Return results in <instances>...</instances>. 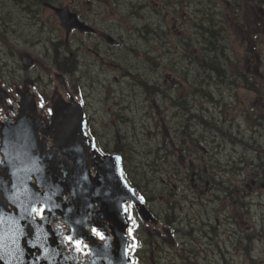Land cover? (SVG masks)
Listing matches in <instances>:
<instances>
[{
    "label": "rangeland",
    "instance_id": "obj_1",
    "mask_svg": "<svg viewBox=\"0 0 264 264\" xmlns=\"http://www.w3.org/2000/svg\"><path fill=\"white\" fill-rule=\"evenodd\" d=\"M52 1L62 5L70 2ZM243 1L258 3L257 0H235L237 3ZM232 2L233 0L74 2L77 13L87 24L90 23L99 33L108 30L107 33L119 43L108 45L97 37H89L88 33L78 31L66 38L59 20L44 12L46 48H23L46 67L54 65L53 49L60 56L57 63L60 70L69 80H75L83 90L87 102L89 133L101 151L112 152L115 148L119 150L124 158L125 174L135 183H149L153 190L165 188L162 179L167 180L172 173L174 177H170L169 181L180 188L182 182L175 180L177 173H189L188 169L192 164L208 173H263L264 139L261 140L262 144H256L258 147L253 143L251 147L247 146L245 140L246 136H260V131L264 133L263 126L259 129L254 127L257 125L254 120L257 121L258 118L249 115L250 111L264 114V97L260 100L250 89H240L235 84L232 68L222 63L219 57L221 53L216 52L219 45H225L229 52L234 50L236 57L244 56L240 38L246 32H240L235 27L236 24L229 26L233 21L227 14L236 11ZM56 28L59 34L55 31ZM218 29L219 32L216 33ZM203 33L207 37L210 35L213 42L211 45L207 44L205 54L201 48ZM250 33L254 31L251 30ZM51 34L55 42H60L58 47L49 41ZM258 50L262 53L257 54L258 57L252 63L250 59H242V65L236 63L232 67L237 70L236 75L247 72L249 69L246 68L249 67V73L254 76L256 83L254 90L264 92V41ZM9 55L4 49L0 51L2 82L9 76L16 78L20 75L18 58ZM65 56L72 58L73 63L68 61L71 66L63 65L62 59ZM198 56L201 59L204 56L202 60L209 67L221 65V78L224 80L218 81L216 72L209 68L200 67L197 70ZM39 67H36V71L45 75L46 72ZM198 76L204 79L206 92L211 89L212 100L203 98L200 94L187 95L193 89V82L188 81L191 78L195 80ZM155 77L167 80L163 83V91L161 94L154 93L145 97L140 79L148 84V81H156ZM176 100L185 102L186 106L175 102ZM243 106L250 111L243 110ZM180 119L184 122L183 130ZM115 130L119 132L118 144L115 142ZM196 143L202 145L206 153H202ZM240 157L246 160V164L239 160ZM189 159H192V163L188 162ZM182 186L187 187V182ZM203 246L205 248L207 244ZM192 256H197L195 261L198 264H215L212 254L197 253Z\"/></svg>",
    "mask_w": 264,
    "mask_h": 264
},
{
    "label": "flooded vegetation",
    "instance_id": "obj_2",
    "mask_svg": "<svg viewBox=\"0 0 264 264\" xmlns=\"http://www.w3.org/2000/svg\"><path fill=\"white\" fill-rule=\"evenodd\" d=\"M91 1L70 0L69 3L62 5L60 2L52 0H0V51L4 49L10 53L9 56L15 55L20 65L18 66L20 75L16 78L9 76L5 82H2L0 78V89L2 88L5 94L6 105L12 106L13 100L10 96L18 100L21 92H34L37 101H34L33 104L37 107H41V102L43 105L47 104L46 97L53 87L52 70L61 71L57 64L60 56L53 49L54 65L46 67L40 63L37 57H32L28 53V50L39 46L46 48L43 14L48 12L59 20L55 8L68 6L71 12H75L78 18L84 21L77 13L73 3L85 2L89 4ZM257 1L258 3L247 1L237 3L233 0L231 4L236 8V11L227 14L233 21L229 26L236 24L235 27L240 32H246L243 38H240L244 56L236 57L234 50L231 49L229 52L228 46L225 45H219L216 52L221 53L219 55L221 62L232 68L235 84L240 86V89H250V92L263 100L264 92L253 88L256 83L253 80L254 76L249 73L250 68L247 67L246 69H249L247 72H240L239 75H236L237 70L232 67L236 63L242 65V59L246 61L250 59V63H252L258 57L257 54L262 53L258 49L264 41V0ZM243 22L245 23L243 24ZM251 30L254 33L251 34ZM55 31L59 34L58 28ZM76 31V29H71L66 34L64 30L65 37L67 38L69 34ZM107 31L103 30L99 33L95 29L88 35L108 43L105 36L108 34ZM78 33L81 32L78 31ZM49 38L53 46L60 45L59 41L53 40L52 34ZM117 43L119 42L115 38L108 45ZM23 47H27L28 50ZM202 53H205V48ZM202 59L200 58V65L203 64ZM62 60L63 65H67L66 67L71 66L68 61L73 63L69 56H65ZM38 65L46 72L45 75L36 71ZM198 67L199 65H197V70ZM66 78L69 86L77 83L75 80H69L67 76ZM155 78L156 81H151L153 84L151 96L154 93L161 94L163 83L167 82L165 78ZM223 80L218 78V81ZM189 82H193V89H190L188 96L200 94L204 97L205 93L208 94L204 79H200L198 76L195 80L191 78ZM78 87L86 112V98H84L83 90L79 84ZM211 97L213 98V94ZM243 107V110L250 111L246 106ZM180 112L182 113V111ZM249 115L258 118L259 122L256 121L257 125L254 127L259 129L263 126L264 132V114L250 111ZM0 118L2 119L1 110ZM116 132L118 130L114 131L115 134ZM260 133V136L257 134L246 136L247 146L251 147L250 145L253 143L258 147L256 144H262L264 133L262 134L261 131ZM189 160L188 162L192 163V159ZM239 160L246 164L245 159L242 160L240 157ZM200 169L199 166L192 164L188 169L189 173H187L188 171L178 172L175 180L182 182L180 188L169 181L170 177H174L172 173L167 180L162 179L165 188L155 190L150 187L149 183L138 184L127 177L136 192L143 196L145 207L154 220L151 223H146L137 216L133 207L129 211L132 219L130 236L134 240L133 245H135L134 248L132 245L130 250L133 264H198L195 261L197 256H192L197 253L200 255L203 253L212 254L215 264H264V171L263 173L241 171L238 173H208L202 172ZM186 182L188 186L183 187L182 185ZM205 244L207 246L204 248Z\"/></svg>",
    "mask_w": 264,
    "mask_h": 264
},
{
    "label": "water",
    "instance_id": "obj_3",
    "mask_svg": "<svg viewBox=\"0 0 264 264\" xmlns=\"http://www.w3.org/2000/svg\"><path fill=\"white\" fill-rule=\"evenodd\" d=\"M55 11L66 34L71 29L94 32V28L80 21L68 6L55 8ZM107 41L111 43L112 37L108 36ZM52 80V91L44 107L34 105L37 97L27 91L28 94L21 92L18 100L10 96L13 105L8 106L0 89V160L5 161L0 164V185H3L0 188V236L10 235L13 219L24 232L19 238V259L10 260L7 254L0 252L4 255L0 264H133L130 250L134 240L129 237L132 221L122 205L132 204L137 216L146 223L154 221L152 215L145 207L144 198L142 202L138 199L143 196L138 195L125 178L120 153L102 152L88 133L79 89L75 85L68 88L60 71L52 70ZM17 131L26 132L30 137L29 153L38 160L41 171L29 173L25 185L14 189L12 173L16 169L9 161L13 160L15 152L9 149L4 137L6 133ZM9 138L16 142L15 135ZM93 142L98 152L92 149ZM116 157H120L118 166ZM25 189L39 193L41 200L51 196L50 206L58 207L45 212L47 219L43 221L39 217L34 221L20 219L22 210L18 203L11 202V197L19 196L23 200ZM93 226L108 238L107 258L97 257L88 249L86 255H81L65 241V236L73 235L93 249L101 247L104 242L92 235ZM4 243H8L7 239ZM44 248L49 250L48 256ZM53 252L57 254L52 255Z\"/></svg>",
    "mask_w": 264,
    "mask_h": 264
},
{
    "label": "snow or ice",
    "instance_id": "obj_4",
    "mask_svg": "<svg viewBox=\"0 0 264 264\" xmlns=\"http://www.w3.org/2000/svg\"><path fill=\"white\" fill-rule=\"evenodd\" d=\"M9 103H11V101H9ZM41 107H44L43 102H41ZM11 135H15V143H13L12 139L9 138ZM4 139L9 149H11L12 152H15L13 160L9 161V163L12 165V167L16 169L12 173V187L14 189H19L21 186L25 185V181L30 178L28 175L29 173H38L41 171V168L38 160L32 157L29 153V149L31 147V139L26 132L17 131L14 134L6 133ZM91 147L93 150L97 152L99 151V149L96 148L94 142L91 143ZM7 154L8 153L6 150L5 159H7ZM115 159L117 161L118 166L120 157H116ZM4 162L5 161L0 160V164H4ZM16 162H18L19 165L22 166H18ZM122 175L123 174L121 173V178ZM2 187L3 185H0V188ZM125 187H127L126 184ZM129 191H131V189ZM133 196H135L134 192ZM138 199L141 202L143 201V197H138ZM50 201L51 196H46L44 200H41L39 193H29L27 189H25L23 200H21L19 196L11 197V202L18 203V206L22 210L20 219H29L31 221H34L36 217H39L42 221L47 219V217L45 216V212H51L52 207H58V205L50 206ZM37 204H39L40 206L37 207ZM122 207L124 212H129L132 208V204H128L127 206L122 205ZM11 223L13 225V229L10 230V235L0 236V252L7 254L10 260H18L19 256L21 255V250L19 248V238L20 236L24 235V232L23 229L19 226L18 221L13 219ZM77 223H82V221H78ZM133 223H135L134 220ZM91 232L94 237L104 242L101 247L93 249L89 244H85L82 239H74L73 235L65 236V241L68 245L74 246V252L80 253L81 255H86L87 253H85V249H88L89 253L94 252L97 257L107 258L110 249L108 238L105 236L104 232L98 230L95 226L92 227ZM129 232H131V229H129ZM5 239H7L8 241L7 244L4 243ZM37 243H40L39 237H37ZM40 246L43 247V244H41ZM134 247L135 245H133V248ZM44 254L45 256H48L49 250L47 248H44ZM56 254L57 253L55 252L52 253V255ZM125 255H127V252H125ZM0 259H4V255H0ZM65 259H68V257H65Z\"/></svg>",
    "mask_w": 264,
    "mask_h": 264
},
{
    "label": "trees",
    "instance_id": "obj_5",
    "mask_svg": "<svg viewBox=\"0 0 264 264\" xmlns=\"http://www.w3.org/2000/svg\"><path fill=\"white\" fill-rule=\"evenodd\" d=\"M205 29V32H206V28H204ZM209 31V30H208ZM219 32V29H218V31L216 32V33H218ZM212 35H213V33L212 32H210ZM211 36L209 35V37H207V35L205 34V33H203V45L201 46V48H202V50H204V48H205V51L207 50V44H213V42L211 41V38H210ZM216 41H218V38L216 39ZM203 54H205V53H203ZM68 60H69V58H68ZM196 62H197V65H200V57L198 56V58L196 59ZM205 63V61H203V64L202 65H200V66H202L204 69H206V68H209L210 69V71H212V72H214L218 77H219V79H221V80H223L221 77H222V75H223V68H222V66L220 65V67H219V65L218 66H207L206 64H204ZM200 66H199V69H200ZM214 70V71H213ZM142 82H140L142 85H143V90H144V96L145 97H148V96H151V89H152V84L151 83H149V81H148V84H147V82L144 80V79H140ZM211 83V82H210ZM209 83V84H210ZM152 86V87H151ZM209 89V88H208ZM210 90V92H208ZM209 90H207V92H208V94H206L205 93V96L204 97H208L209 99H211L212 100V97H211V89H209ZM147 93H149V95L147 94ZM203 97V98H204ZM212 102V101H211ZM178 103H180V104H182V105H184L185 104V102H180V100L178 101ZM186 106V104L184 105V107ZM254 122H256V120H254ZM180 124H181V128H182V130H183V126H184V122L182 121V119H180ZM180 128V129H181Z\"/></svg>",
    "mask_w": 264,
    "mask_h": 264
},
{
    "label": "bare ground",
    "instance_id": "obj_6",
    "mask_svg": "<svg viewBox=\"0 0 264 264\" xmlns=\"http://www.w3.org/2000/svg\"><path fill=\"white\" fill-rule=\"evenodd\" d=\"M7 71V70H6ZM9 72V71H8ZM11 73V72H10ZM10 73H9V75H10ZM8 74V73H7ZM142 176H143V174H142ZM138 177V176H137ZM146 178V177H145ZM144 180V179H143Z\"/></svg>",
    "mask_w": 264,
    "mask_h": 264
}]
</instances>
